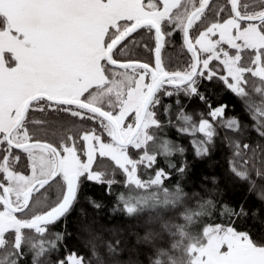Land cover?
I'll list each match as a JSON object with an SVG mask.
<instances>
[{"label":"snow or ice","instance_id":"snow-or-ice-1","mask_svg":"<svg viewBox=\"0 0 264 264\" xmlns=\"http://www.w3.org/2000/svg\"><path fill=\"white\" fill-rule=\"evenodd\" d=\"M177 33L189 58L170 69L166 49L175 45ZM136 46L150 59L129 56ZM250 78L264 85V0H0V264H20L25 244L32 264H91L75 252L48 260L70 235L50 232L49 226L71 213L85 181L115 183L94 168L98 157L114 162L128 184L138 187L145 183L137 176L140 165L154 170L152 184L171 178V171L156 168L161 158L153 144L159 143L169 170H186V158L179 166L172 159L177 152L185 157L186 149L157 134L165 127L157 112L161 93L177 97L179 131L192 135L196 157L209 153L218 126L232 132L239 127L238 118L225 115V105L212 106L200 90L204 82L219 81L242 98L253 129L264 136V86H254ZM250 85L259 104L251 102ZM180 94L198 98L207 108L195 124L181 107ZM170 108L164 107L165 114ZM66 117L91 121L99 130L90 127L77 136ZM41 132L45 137L60 132L59 143ZM232 146L230 171L253 186V171L264 180V148L244 143L242 150L238 141ZM14 149L26 154L29 174L14 167L21 159ZM228 215L247 212L241 205ZM24 230L34 231L36 238L26 239ZM207 239L211 243L197 264L213 253L212 264H264V247H256L248 233L217 224L209 226Z\"/></svg>","mask_w":264,"mask_h":264},{"label":"trees","instance_id":"trees-1","mask_svg":"<svg viewBox=\"0 0 264 264\" xmlns=\"http://www.w3.org/2000/svg\"><path fill=\"white\" fill-rule=\"evenodd\" d=\"M141 32L143 33V30ZM195 34L194 29L193 35ZM174 39L175 45L166 49L167 65L170 69L182 67L189 58V54L181 47L180 34L177 33ZM145 40H148L147 36ZM128 55L141 60L150 59L142 46L130 48ZM250 79L255 81L254 86H264L257 78ZM252 87L253 85L249 86L251 102L259 104L260 96L252 91ZM200 90L209 97L213 107L225 105V115L239 119L238 131L232 132L218 126L214 142L208 146L209 153L202 158L196 157L191 144L192 135L179 131L183 122L177 118L178 108L175 104L177 97H164L161 93L162 103L158 106L157 112L165 127L157 134L161 139L173 142V147L179 145L186 149L185 157L178 152L172 157L177 166L186 158V170L182 173L169 170L167 158L161 154L159 143L153 144L152 150L161 158L156 168L171 171V178L164 180L163 185L152 184L148 180L154 178V170L140 165L137 176L145 183L138 187L135 184H128L126 175L114 162L108 158L98 157L94 168L105 173V180L112 179L115 183L97 185L84 182L78 202L71 213L65 220L49 226L50 232L66 231L70 235L65 236L58 252L48 254V260L54 262L69 252H75L86 261H91V264H149L154 255L160 257L157 264H191V246L201 244L204 229L217 224L230 225L238 232L248 233L255 246L264 245V180L256 177L253 171L251 173L253 186L249 180H241L230 171V162L234 160L232 144L238 141L242 150L244 143L253 147L260 144L264 148V136H258L257 131L253 129V121L249 114H246L247 106L242 98L236 97L222 83L204 82ZM179 100L181 107L193 116L194 124L199 121L202 114L207 113V108L198 98L189 100L180 94ZM166 105H171L168 114L164 112ZM66 118L76 125L74 133L77 136L90 127H97L99 130L98 125L91 121ZM169 118L173 121L172 125L167 123ZM63 134L66 136L68 133L65 131ZM39 135L53 143H59L61 133L57 132L56 135L48 133L45 137V133L41 132ZM102 138L109 140L106 135ZM77 146L79 148L81 145ZM13 151L21 157L14 165L16 170L29 174L26 154L15 149ZM129 153L133 158H138L137 150L130 148ZM81 158L85 157L82 155ZM213 178L216 183H210ZM106 187L110 192L108 195L105 194ZM128 196L138 199L133 213L125 211L124 202ZM120 197L124 200L122 201ZM209 200L212 203H208ZM92 201L100 204V207L98 209L94 207ZM241 205L247 215L239 217L228 215L231 208H238ZM225 206H228V210L221 214ZM24 231L26 239L36 238L34 231ZM161 249L163 251H159ZM21 251L26 254L20 264H32V253L27 244L22 246ZM3 253L4 249H0V260L4 259Z\"/></svg>","mask_w":264,"mask_h":264},{"label":"rangeland","instance_id":"rangeland-1","mask_svg":"<svg viewBox=\"0 0 264 264\" xmlns=\"http://www.w3.org/2000/svg\"><path fill=\"white\" fill-rule=\"evenodd\" d=\"M105 141L107 142L108 140H105ZM125 201L127 202L126 203V207L127 206L135 207L138 199L136 197H134V196H128L125 199ZM211 226H215V225H211ZM222 226L228 227L230 225H222ZM208 228H209V226L204 229V239H203V242L201 244H199V245H193L190 248V251L192 252L191 264H197V261H199L200 258H201V256L204 255V253L201 250L202 249L207 250L208 247H209V244L211 243V241H209L207 239V229ZM256 247H264V245L263 246H256ZM220 251L224 254V257L225 258H230L229 257L230 250L228 248L220 249ZM216 259H217V257L213 253L212 255L205 257L203 259V261H202V264H212V261H214Z\"/></svg>","mask_w":264,"mask_h":264},{"label":"clouds","instance_id":"clouds-1","mask_svg":"<svg viewBox=\"0 0 264 264\" xmlns=\"http://www.w3.org/2000/svg\"><path fill=\"white\" fill-rule=\"evenodd\" d=\"M159 251H163L162 249ZM160 260L159 256L154 255L150 260H149V264H157V261Z\"/></svg>","mask_w":264,"mask_h":264},{"label":"flooded vegetation","instance_id":"flooded-vegetation-1","mask_svg":"<svg viewBox=\"0 0 264 264\" xmlns=\"http://www.w3.org/2000/svg\"><path fill=\"white\" fill-rule=\"evenodd\" d=\"M253 103H256L257 104V102H253Z\"/></svg>","mask_w":264,"mask_h":264}]
</instances>
